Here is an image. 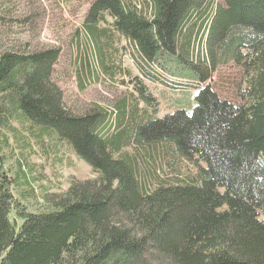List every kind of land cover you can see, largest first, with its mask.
I'll return each mask as SVG.
<instances>
[{
    "label": "trees",
    "instance_id": "16d2710c",
    "mask_svg": "<svg viewBox=\"0 0 264 264\" xmlns=\"http://www.w3.org/2000/svg\"><path fill=\"white\" fill-rule=\"evenodd\" d=\"M106 17L140 80L194 90L192 111L149 119L131 94L108 131L101 108H66L53 82L59 49L1 52L0 264H264V0H95L85 25ZM229 65L241 73L240 104L208 84ZM53 139L95 177L28 212L13 194L27 182L16 153ZM158 145L205 169L151 188L138 159Z\"/></svg>",
    "mask_w": 264,
    "mask_h": 264
},
{
    "label": "rangeland",
    "instance_id": "374dc122",
    "mask_svg": "<svg viewBox=\"0 0 264 264\" xmlns=\"http://www.w3.org/2000/svg\"><path fill=\"white\" fill-rule=\"evenodd\" d=\"M93 1L0 0V17L3 18L0 19V53L12 48H25L27 51L59 49L53 82L61 89L66 108L77 114L101 108L108 116L105 126L108 128L109 125L108 131L112 129L111 122L118 106L124 104L125 114H129L131 94L137 98L139 107L147 109L149 119L161 118L179 109L190 114L195 104V91L190 88L174 90L140 80L130 59V49L124 38L110 27V18L106 17L105 24L85 25ZM214 1L221 4L223 0ZM100 34L102 37L108 34V45L94 41L93 36ZM200 48L199 44V51ZM208 84L221 99L241 103L239 89L242 80L237 67L219 68ZM136 87L145 89L153 99L152 105H145L140 100ZM164 146L158 145L146 151L138 149L141 157L138 159L139 167L145 173L150 172L147 182L151 188L159 180L169 182L176 178L187 181L193 178L198 171L196 165L205 169L203 163L188 162L172 147L166 152ZM22 153H16V160L22 163L27 182L21 186L18 182L13 194L28 212L48 208L50 202L45 200L46 195L54 200L51 195L64 193L72 181L82 182L95 177L91 168L69 147L54 139L46 141L43 148L33 145L31 151ZM16 160L8 163L13 178L17 176Z\"/></svg>",
    "mask_w": 264,
    "mask_h": 264
},
{
    "label": "bare ground",
    "instance_id": "6f19581e",
    "mask_svg": "<svg viewBox=\"0 0 264 264\" xmlns=\"http://www.w3.org/2000/svg\"><path fill=\"white\" fill-rule=\"evenodd\" d=\"M167 116V115H166Z\"/></svg>",
    "mask_w": 264,
    "mask_h": 264
}]
</instances>
